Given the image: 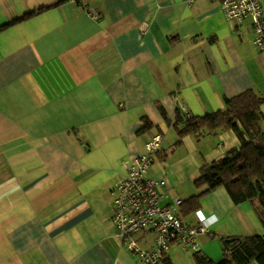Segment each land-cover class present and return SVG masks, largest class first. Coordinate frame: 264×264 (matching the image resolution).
Listing matches in <instances>:
<instances>
[{
  "label": "crops",
  "instance_id": "1",
  "mask_svg": "<svg viewBox=\"0 0 264 264\" xmlns=\"http://www.w3.org/2000/svg\"><path fill=\"white\" fill-rule=\"evenodd\" d=\"M253 35L220 0H0V264H143L112 221L115 185L162 132L149 175L168 180L164 202L205 188L202 164L241 141L201 129L179 143L174 121L264 96ZM259 209L224 186L207 194L198 250L219 261L225 239L264 233ZM198 250L174 246L165 264H198Z\"/></svg>",
  "mask_w": 264,
  "mask_h": 264
},
{
  "label": "built area",
  "instance_id": "2",
  "mask_svg": "<svg viewBox=\"0 0 264 264\" xmlns=\"http://www.w3.org/2000/svg\"><path fill=\"white\" fill-rule=\"evenodd\" d=\"M220 4L227 19L253 21V41L264 53V6L261 0H220ZM89 13L93 17L100 15L94 8ZM163 143L162 132L149 138L146 150L126 163L127 172L116 183L113 197L112 221L123 244L137 252L143 264H165L174 246L198 250L200 235L208 233L212 226L202 210L196 212L197 222L185 220L178 211L183 202L181 197H174L170 203L164 202L171 196L168 180L149 175ZM148 232L154 234L152 247L144 246L140 240Z\"/></svg>",
  "mask_w": 264,
  "mask_h": 264
},
{
  "label": "trees",
  "instance_id": "3",
  "mask_svg": "<svg viewBox=\"0 0 264 264\" xmlns=\"http://www.w3.org/2000/svg\"><path fill=\"white\" fill-rule=\"evenodd\" d=\"M264 96L251 88L227 98L224 108L205 115H187L179 110L174 126L179 133V143L185 136L201 129L212 132L233 130L241 141L239 147L230 149L224 156L206 161L201 166L199 194L184 201V214L201 207V200L219 187H226L234 202L257 203L264 225ZM225 242L224 257L214 261L201 250L196 251L198 264H264V233L233 237Z\"/></svg>",
  "mask_w": 264,
  "mask_h": 264
},
{
  "label": "rangeland",
  "instance_id": "4",
  "mask_svg": "<svg viewBox=\"0 0 264 264\" xmlns=\"http://www.w3.org/2000/svg\"><path fill=\"white\" fill-rule=\"evenodd\" d=\"M197 189H198V188H197ZM201 191H202V190H201ZM204 197H205V196H204ZM204 197H203V198H204ZM203 198H202V199H203ZM182 199H183V198H182ZM201 201H202V200H201ZM183 203H184V199H183L182 205H183ZM182 205H180V212L183 211V210H182ZM196 212H197V211H196ZM194 214H195V211H191L190 213L184 214V216H185V218H186L188 221H191V222H192V221L194 220V216H195ZM202 237H203L202 235L199 237V241H201V242L203 241V240H202ZM218 239H219V238H218ZM217 241H219V240H216V242H217ZM216 242H215V243H216Z\"/></svg>",
  "mask_w": 264,
  "mask_h": 264
},
{
  "label": "water",
  "instance_id": "5",
  "mask_svg": "<svg viewBox=\"0 0 264 264\" xmlns=\"http://www.w3.org/2000/svg\"><path fill=\"white\" fill-rule=\"evenodd\" d=\"M233 239H234L233 237H229V238L225 239V242L232 241Z\"/></svg>",
  "mask_w": 264,
  "mask_h": 264
}]
</instances>
